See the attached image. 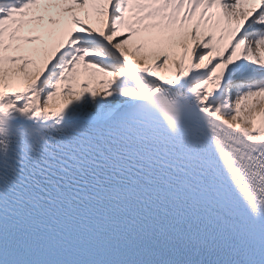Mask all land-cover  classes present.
<instances>
[{"label":"snow or ice","instance_id":"1","mask_svg":"<svg viewBox=\"0 0 264 264\" xmlns=\"http://www.w3.org/2000/svg\"><path fill=\"white\" fill-rule=\"evenodd\" d=\"M0 264H264V0H0Z\"/></svg>","mask_w":264,"mask_h":264},{"label":"rangeland","instance_id":"2","mask_svg":"<svg viewBox=\"0 0 264 264\" xmlns=\"http://www.w3.org/2000/svg\"><path fill=\"white\" fill-rule=\"evenodd\" d=\"M53 102H55L56 103V98H54V101Z\"/></svg>","mask_w":264,"mask_h":264},{"label":"bare ground","instance_id":"3","mask_svg":"<svg viewBox=\"0 0 264 264\" xmlns=\"http://www.w3.org/2000/svg\"><path fill=\"white\" fill-rule=\"evenodd\" d=\"M146 54V53H145ZM58 105L56 104L55 107H57Z\"/></svg>","mask_w":264,"mask_h":264}]
</instances>
